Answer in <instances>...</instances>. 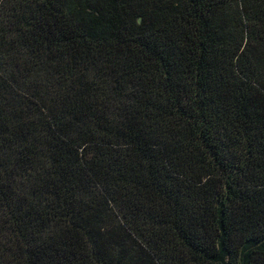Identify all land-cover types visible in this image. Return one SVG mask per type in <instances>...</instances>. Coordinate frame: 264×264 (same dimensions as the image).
Segmentation results:
<instances>
[{
  "label": "trees",
  "instance_id": "obj_1",
  "mask_svg": "<svg viewBox=\"0 0 264 264\" xmlns=\"http://www.w3.org/2000/svg\"><path fill=\"white\" fill-rule=\"evenodd\" d=\"M0 264H264V0H0Z\"/></svg>",
  "mask_w": 264,
  "mask_h": 264
}]
</instances>
